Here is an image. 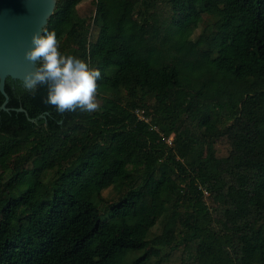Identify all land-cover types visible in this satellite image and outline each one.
Returning <instances> with one entry per match:
<instances>
[{
	"label": "trees",
	"instance_id": "16d2710c",
	"mask_svg": "<svg viewBox=\"0 0 264 264\" xmlns=\"http://www.w3.org/2000/svg\"><path fill=\"white\" fill-rule=\"evenodd\" d=\"M46 28L101 103L7 80L0 264H264V0H58Z\"/></svg>",
	"mask_w": 264,
	"mask_h": 264
},
{
	"label": "clouds",
	"instance_id": "9594fccd",
	"mask_svg": "<svg viewBox=\"0 0 264 264\" xmlns=\"http://www.w3.org/2000/svg\"><path fill=\"white\" fill-rule=\"evenodd\" d=\"M24 58L36 65L35 71L23 77L24 89L34 92L46 87L47 103L59 113L98 110L97 81L103 79L102 72L83 59L62 53L56 31L44 27L33 32Z\"/></svg>",
	"mask_w": 264,
	"mask_h": 264
},
{
	"label": "water",
	"instance_id": "95a60500",
	"mask_svg": "<svg viewBox=\"0 0 264 264\" xmlns=\"http://www.w3.org/2000/svg\"><path fill=\"white\" fill-rule=\"evenodd\" d=\"M57 1L0 0V92L5 98L1 109L5 111H10L6 82L12 79L22 83L26 74L35 71L36 65L26 61L24 55L30 48L32 33L47 27ZM18 111L26 113L23 108Z\"/></svg>",
	"mask_w": 264,
	"mask_h": 264
},
{
	"label": "rangeland",
	"instance_id": "374dc122",
	"mask_svg": "<svg viewBox=\"0 0 264 264\" xmlns=\"http://www.w3.org/2000/svg\"><path fill=\"white\" fill-rule=\"evenodd\" d=\"M202 30L203 29L201 27L200 29H198L196 31V34L195 35L198 36L202 32ZM96 102L98 103V105H100V103H101L100 99L97 96H96ZM216 148H217V152H218L219 156H225L227 154L225 148H223L221 146H216ZM104 196L105 197H107V196L108 197H113L114 196V193H112V192L110 193V190H106L104 192ZM161 232H162V228L160 226L154 229V233H156V234H159Z\"/></svg>",
	"mask_w": 264,
	"mask_h": 264
},
{
	"label": "built area",
	"instance_id": "2783aa9c",
	"mask_svg": "<svg viewBox=\"0 0 264 264\" xmlns=\"http://www.w3.org/2000/svg\"><path fill=\"white\" fill-rule=\"evenodd\" d=\"M135 114L138 116V118H139L140 120L147 121V118H146V116H145V111H144V110H137V111L135 112ZM168 143H169V144H172V139H169V140H168Z\"/></svg>",
	"mask_w": 264,
	"mask_h": 264
}]
</instances>
